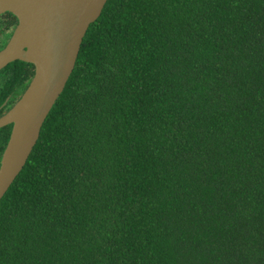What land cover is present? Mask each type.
<instances>
[{
    "label": "trees",
    "instance_id": "1",
    "mask_svg": "<svg viewBox=\"0 0 264 264\" xmlns=\"http://www.w3.org/2000/svg\"><path fill=\"white\" fill-rule=\"evenodd\" d=\"M35 73L0 70V119ZM0 264H264V0H108L0 202Z\"/></svg>",
    "mask_w": 264,
    "mask_h": 264
},
{
    "label": "water",
    "instance_id": "2",
    "mask_svg": "<svg viewBox=\"0 0 264 264\" xmlns=\"http://www.w3.org/2000/svg\"><path fill=\"white\" fill-rule=\"evenodd\" d=\"M8 0H0V15ZM108 0H21L23 11L31 18L50 42L58 59L53 71H47L42 61L32 57L25 46V36L20 35L18 53L1 55L10 45L24 21L19 17L18 28L6 49L0 52V70L10 62L20 59L36 66L35 77L22 99L0 119V128L13 124L11 137L0 168V202L26 165L36 146L42 127L63 93L72 75L84 37ZM32 89L30 95L29 90ZM20 106V108H19ZM18 108L17 115L7 117Z\"/></svg>",
    "mask_w": 264,
    "mask_h": 264
},
{
    "label": "bare ground",
    "instance_id": "3",
    "mask_svg": "<svg viewBox=\"0 0 264 264\" xmlns=\"http://www.w3.org/2000/svg\"><path fill=\"white\" fill-rule=\"evenodd\" d=\"M3 9H11L12 11L18 13L22 17L25 26L23 30H19L17 32L8 48L1 55L6 53H18L19 40L22 32L25 36V46L29 54L42 61L47 71H53L59 62L55 51L45 35H43L40 29L34 25L29 15L24 13L21 0H8ZM31 92L32 89L29 90L28 95H30ZM17 112L18 108L13 111L7 119L15 117Z\"/></svg>",
    "mask_w": 264,
    "mask_h": 264
}]
</instances>
